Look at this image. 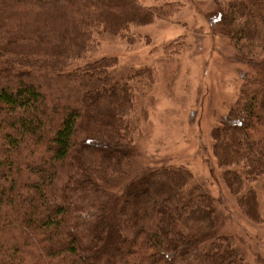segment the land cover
<instances>
[{"label": "trees", "instance_id": "obj_1", "mask_svg": "<svg viewBox=\"0 0 264 264\" xmlns=\"http://www.w3.org/2000/svg\"><path fill=\"white\" fill-rule=\"evenodd\" d=\"M0 0V264H251L186 165L134 166L152 71L120 80L101 39L169 19L179 0ZM250 66L211 130L221 178L261 221L264 0H214ZM167 51V50H166Z\"/></svg>", "mask_w": 264, "mask_h": 264}, {"label": "rangeland", "instance_id": "obj_2", "mask_svg": "<svg viewBox=\"0 0 264 264\" xmlns=\"http://www.w3.org/2000/svg\"><path fill=\"white\" fill-rule=\"evenodd\" d=\"M179 1L183 6L171 18L133 28L130 40L105 35L96 54L117 59L115 79L144 65L152 71L151 92L134 114L138 156L128 162V169L188 166L200 190L217 199L225 220L222 232L234 233L238 250L251 264H264V183L255 185L262 217L254 222L228 192L213 159L210 136L250 66L219 33L214 0Z\"/></svg>", "mask_w": 264, "mask_h": 264}]
</instances>
